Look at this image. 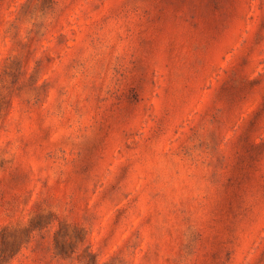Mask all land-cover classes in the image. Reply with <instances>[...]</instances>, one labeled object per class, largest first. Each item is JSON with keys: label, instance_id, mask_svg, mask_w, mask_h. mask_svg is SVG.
<instances>
[{"label": "rangeland", "instance_id": "1", "mask_svg": "<svg viewBox=\"0 0 264 264\" xmlns=\"http://www.w3.org/2000/svg\"><path fill=\"white\" fill-rule=\"evenodd\" d=\"M0 264H264V0H0Z\"/></svg>", "mask_w": 264, "mask_h": 264}]
</instances>
